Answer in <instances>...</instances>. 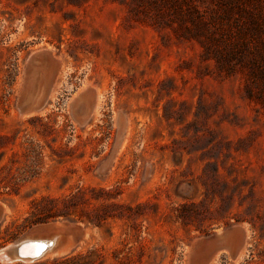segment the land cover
Here are the masks:
<instances>
[{
    "label": "rangeland",
    "instance_id": "rangeland-1",
    "mask_svg": "<svg viewBox=\"0 0 264 264\" xmlns=\"http://www.w3.org/2000/svg\"><path fill=\"white\" fill-rule=\"evenodd\" d=\"M44 50L63 66H40L26 91ZM87 89L95 108L74 109ZM45 91L41 112L22 111ZM0 137V250L87 231L0 264L93 251L90 264H264V0H0ZM43 198H72L76 222L25 227ZM239 226L236 249L194 255Z\"/></svg>",
    "mask_w": 264,
    "mask_h": 264
},
{
    "label": "water",
    "instance_id": "water-1",
    "mask_svg": "<svg viewBox=\"0 0 264 264\" xmlns=\"http://www.w3.org/2000/svg\"><path fill=\"white\" fill-rule=\"evenodd\" d=\"M45 67L47 70L51 71L52 68L60 70L63 66V63L54 58L50 50H44L42 52L34 54L28 62V71L27 77L25 79V89L29 90V87L35 84L34 75L39 71L40 66ZM32 71V72H31ZM34 86V85H33ZM33 89V88H32ZM49 95V91L41 92L38 94H29L26 92L25 99L29 101L23 108L22 111L27 114L39 113L45 108V101ZM97 99V93L94 89L85 90L78 99L74 102V109H94L95 101ZM5 209L0 206V216L3 214ZM244 233L243 227H234L227 232L217 234L212 239H206L200 241L196 246V252L194 255L198 257L205 256V252L208 248H217L218 251H225V249H236L240 241L241 234ZM87 236V231L78 225H63L61 228L54 229V231L47 238H35V237H25L19 241L8 245L0 250V261L3 263H13L16 261L24 262H34L42 258L47 251L51 253H65L67 252L73 244L75 246L79 245L82 240ZM231 237H237V246L232 248L229 244V239ZM37 240H43L49 242L47 246L38 254L33 256H22L20 251L21 249L28 245L29 243L35 242ZM204 263V262H203Z\"/></svg>",
    "mask_w": 264,
    "mask_h": 264
},
{
    "label": "trees",
    "instance_id": "trees-1",
    "mask_svg": "<svg viewBox=\"0 0 264 264\" xmlns=\"http://www.w3.org/2000/svg\"><path fill=\"white\" fill-rule=\"evenodd\" d=\"M2 141H4V138L0 137V142H2ZM2 148H3V146L0 145V150H2ZM2 154H3V152H1V155ZM36 175H38V172L35 171L33 173V175H31V176H25L24 175V178H22V180L26 181L30 178H34ZM1 189L6 191L7 195H11L12 192H16L15 187H13L9 184H5V185L1 186ZM2 195L3 194L0 193V196H2ZM71 201H72V198L63 199V200L46 199V198H43L41 200H34L32 203V210L30 213V217L26 218L25 227H31L33 225H37V224H41V223H48L50 221H55L59 217H64L66 220H68L70 222H76L75 213L68 211V208L71 205ZM89 220H90V222H92L91 219H89ZM103 220H106V218H104ZM97 224H101V221H98ZM93 255H95V251H93L92 253H90L87 256L68 255V256L64 257V260L70 261L74 264H90V261H91Z\"/></svg>",
    "mask_w": 264,
    "mask_h": 264
},
{
    "label": "bare ground",
    "instance_id": "bare-ground-1",
    "mask_svg": "<svg viewBox=\"0 0 264 264\" xmlns=\"http://www.w3.org/2000/svg\"><path fill=\"white\" fill-rule=\"evenodd\" d=\"M47 244H49V242L43 240H37L35 242L29 243L28 245L24 246L21 249L20 253L22 256H33L35 254L40 253L47 246ZM48 252L50 251H47L45 255H47ZM45 255H43L42 257H44Z\"/></svg>",
    "mask_w": 264,
    "mask_h": 264
}]
</instances>
